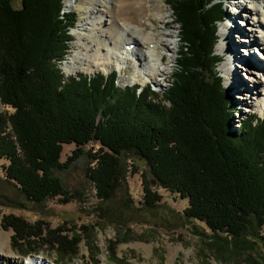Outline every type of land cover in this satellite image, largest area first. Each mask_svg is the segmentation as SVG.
<instances>
[{
	"label": "trees",
	"instance_id": "trees-1",
	"mask_svg": "<svg viewBox=\"0 0 264 264\" xmlns=\"http://www.w3.org/2000/svg\"><path fill=\"white\" fill-rule=\"evenodd\" d=\"M223 1H166L180 44L162 94L166 109L155 104L149 84L118 87L116 72L64 77L58 62L68 54L75 16L63 12L62 0H0V98L13 110L0 124L6 181L30 203L55 197L66 203L72 195L54 171L85 155L94 165L85 175L106 217L125 182V159L139 160L148 170L142 178L145 212L156 210L161 199L150 179L185 199L183 213L216 238L239 241L250 234L264 246L258 235L264 227V117L249 116L229 131L233 108L216 71L221 57L214 53ZM5 122L11 138L3 135ZM90 142L99 145L95 154L84 150ZM70 144L74 150L61 162L63 145ZM137 168L132 165L133 172ZM117 210V217H126L128 211ZM2 224L17 246L68 243L63 230L13 216Z\"/></svg>",
	"mask_w": 264,
	"mask_h": 264
},
{
	"label": "rangeland",
	"instance_id": "rangeland-1",
	"mask_svg": "<svg viewBox=\"0 0 264 264\" xmlns=\"http://www.w3.org/2000/svg\"><path fill=\"white\" fill-rule=\"evenodd\" d=\"M62 1L63 12H72L75 16V22L69 29L72 42L69 44V50L66 51V54L70 53L72 56L81 57L88 51V49L85 50V46L90 40L88 36L91 39H97V34H94L96 32L94 26L91 25L92 15L89 14L91 0ZM166 1L164 0L157 5L154 15H168L170 23L167 25L178 32V25L175 23L172 11ZM240 1L245 9L241 11L243 15L241 18L235 17L239 27L242 26L243 18L248 19L246 8L248 4L243 0ZM235 3L236 1L232 2V0L230 2L224 0L222 3L225 13L222 19L218 20V39L214 47L215 54L223 55L216 71L222 78L223 87L229 97V105L233 108L229 131L234 132L245 118L249 116L264 117V103L260 107H255V110L249 111L251 110L250 107L239 104L235 100L234 95L236 93L228 86L230 71L226 62H234L238 68L237 71L235 70L238 78L243 77L244 80L242 81L246 85L252 86V83L246 78L250 77V74L244 70L242 65L246 61L235 62L224 52L225 50L220 49L221 44L225 42V39L223 43L221 42L220 34L226 31L225 25H230L227 23L228 21L225 23V19L229 20V11H232L230 16L236 15L234 12ZM66 4L67 7H65ZM13 5L17 8L19 1H15ZM98 15L100 14L97 13L94 17L97 18ZM254 18L258 21L257 33L264 36V17L258 14ZM103 19H107L106 14H103ZM83 24L88 28L87 31L81 28ZM155 25L158 26L159 24L156 22ZM247 26L249 27V25ZM146 27L142 34L148 33L151 28L150 25ZM234 40L237 43L238 37H235ZM175 41L173 39V42ZM262 45L264 48V42ZM179 47L180 44L177 41L174 57L170 59L171 53H168L167 58L165 56L163 63L160 64L161 68H169V73L165 78L156 76V74L148 77L147 64L133 57H127V60H124L114 56L107 61L108 67H97L92 70L86 69L85 66L82 67L76 62L77 72L76 69L72 72L68 71L63 62H58V65L65 78L75 77L79 74L93 76L116 72L118 87L124 88L131 85L145 87L148 83L155 93L151 97L155 104L167 109L168 103L162 94L168 88V82L175 72L174 62L178 57ZM251 50H254L255 54L250 53V55L258 63L264 65V60L261 59L264 58V55L259 54L255 45L244 47L242 43H239L235 52L243 59H248L249 55L247 56V54ZM121 52L122 45L117 47L115 54L119 56ZM241 52L246 54L242 56ZM91 53L89 52V54ZM81 58L84 59L85 57ZM258 89L261 92L258 95V100L261 101L264 98L262 96L264 82L258 85ZM12 111V108L4 105L0 98V124ZM3 135L12 137L7 122L4 124ZM98 148L99 145L95 142H90L84 146L85 152L90 154H95ZM73 150L72 144L63 145L60 161L64 162ZM132 160L126 158L124 161L125 182L121 183L115 199L109 206L111 207L109 212L112 214L109 213L104 217V214L98 209L99 201L96 199L93 184L85 175L86 167L94 166L93 163H88L85 155L72 163L68 169L54 171V174L61 180L63 188L72 195V198L66 203H62L60 197L49 198L40 205L25 200L19 190L6 181L4 170L8 162L5 159H0V264H28L31 259L41 261L43 264H264V246L256 237L247 234L239 241L223 235H218L219 238H216L202 222L188 218L183 213L187 207L185 199H180L177 194L156 186V183L150 179L151 190L158 194L161 199L157 203L156 210L152 213L145 212L142 178L147 176L148 170L142 161ZM132 165L138 166L137 171H132ZM125 195L128 196L131 204H128ZM117 209L128 211L125 213L126 217L122 218L123 215L117 217L120 214L117 213ZM6 216L20 218L27 224L43 225L51 231L63 230L62 234L67 237L68 243L62 247H57L33 240L30 241L29 245L17 246L12 240V231L6 229L2 224V218ZM80 228H85V230L82 231ZM258 235L264 237V227L261 228ZM30 249L37 252L24 259L21 258Z\"/></svg>",
	"mask_w": 264,
	"mask_h": 264
},
{
	"label": "bare ground",
	"instance_id": "bare-ground-1",
	"mask_svg": "<svg viewBox=\"0 0 264 264\" xmlns=\"http://www.w3.org/2000/svg\"><path fill=\"white\" fill-rule=\"evenodd\" d=\"M163 1L164 0H91L89 14L92 15L91 25L94 26L96 31L94 34H97V39H91L88 36L90 40L85 46V50L88 49V51L85 55L81 56L85 58L83 59L78 55L72 56L69 53L63 61L64 67H67L70 72L75 69L77 72L78 69L75 66L77 62L80 66H85V68L89 70L97 67L106 68L108 67L106 64L107 61L114 56L117 59L124 60H127V57H133L147 64L146 71L148 77L152 74H156V76L165 78L169 73V68H161L160 64L163 63L165 56V58H167L168 53H171V55H169L170 59L176 54L178 32L170 27V25H167V23H170L168 15H154L155 8ZM230 1L231 0H227V2ZM235 1L236 9L234 12H236V15L230 16L232 11H229V20L225 19V23L228 21L227 23L230 25H225L226 31L220 34L221 42L223 43L224 39L226 42L221 44L220 49L225 50L224 52L235 62H247L244 64V67H246L250 77H245L252 83V86L246 85L242 81L244 80L243 77H241V79L238 78L236 73L238 68L234 65V62H226L230 71L228 86L236 93L234 95L235 100H237L239 104L250 107L251 110L249 111H253L256 109L255 107H260L261 104L264 103V98H262L261 101L258 100V95L261 93L258 89V85L264 82V65L258 63L253 56L250 55V53L253 55L255 54L254 50H251L252 52L248 51V59H243L235 51L237 50V45L242 43L244 47L255 45L258 48L259 54L264 55V48L262 47L264 36L261 33H257L256 25L258 21L254 18V16L258 14L264 17V0H243V2L248 4L246 8L248 13L247 18L249 20L243 18V23L240 27L237 25L235 17L241 18L243 16L241 11H244L245 7L240 0H232V2ZM67 6L66 4L65 7ZM97 13L100 15L96 18L94 16ZM103 14L107 15V19H103ZM156 22L159 24L158 26L155 25ZM147 25L151 26L149 32L142 34L143 31L146 30ZM247 25H249V27ZM81 28L85 31L88 29L84 24L81 25ZM224 34L226 35L223 36ZM235 37H238L237 43L234 40ZM173 39L176 41L173 42ZM120 45H122V52L118 56L115 52ZM89 52L92 53L89 54ZM159 52L160 54H158ZM245 54L246 53L241 52L242 56ZM222 56L223 55L220 56L221 60L223 59ZM261 59L264 60V58ZM82 61L84 62L79 63ZM260 77H262V79H260ZM155 82H157L156 79ZM237 94L238 96H236ZM262 94L264 97V92ZM243 111H246V109H243ZM28 264L43 263L31 259Z\"/></svg>",
	"mask_w": 264,
	"mask_h": 264
},
{
	"label": "water",
	"instance_id": "water-1",
	"mask_svg": "<svg viewBox=\"0 0 264 264\" xmlns=\"http://www.w3.org/2000/svg\"><path fill=\"white\" fill-rule=\"evenodd\" d=\"M244 64H246V62ZM244 64H242V65H243L244 70L246 71L247 69H246V67H244L245 66Z\"/></svg>",
	"mask_w": 264,
	"mask_h": 264
}]
</instances>
